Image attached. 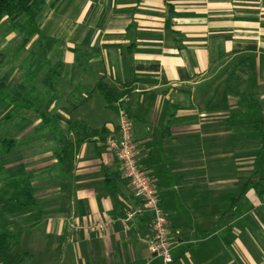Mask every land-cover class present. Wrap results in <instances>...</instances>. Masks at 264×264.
<instances>
[{
  "label": "crops",
  "instance_id": "0c3cea01",
  "mask_svg": "<svg viewBox=\"0 0 264 264\" xmlns=\"http://www.w3.org/2000/svg\"><path fill=\"white\" fill-rule=\"evenodd\" d=\"M33 2L36 26L28 31L29 43L45 41L33 35L51 17L63 21L53 31L62 30L67 43L55 70H48L45 89L53 92L47 111L68 133L74 162L68 177L54 167L52 123L40 142L10 137L17 144L0 158L3 175L28 173L42 210L37 225L21 233L20 244L33 231L47 263L62 250L63 264H160L149 250L151 216L106 143L117 130L118 122L108 117L113 111L117 119L116 109L105 105L101 119L96 113L94 90L103 79L116 91H130L125 107L137 162L166 216L172 264H264V194L259 187L243 191L264 172V0ZM77 49L85 65L78 64ZM71 121L108 133L75 146ZM32 141L38 160L24 153ZM104 168L120 176L111 181L117 188L104 182ZM128 210L137 214L123 224ZM6 213L0 195L3 223ZM106 216L113 226L94 230Z\"/></svg>",
  "mask_w": 264,
  "mask_h": 264
},
{
  "label": "trees",
  "instance_id": "16d2710c",
  "mask_svg": "<svg viewBox=\"0 0 264 264\" xmlns=\"http://www.w3.org/2000/svg\"><path fill=\"white\" fill-rule=\"evenodd\" d=\"M33 0H0V28L7 24L9 29L17 32L22 37L18 50L26 48L31 36L28 31L35 28L36 19L32 15ZM35 56V57H34ZM31 63L36 59V54L32 56ZM4 56L0 51V69L3 65ZM235 68L231 70V76L234 74ZM8 74L0 77V105H7L3 120L5 122H18L22 119L17 107L22 105L32 107L33 104L25 97L27 88L22 82H15V86L11 90V97L7 96L5 91L10 85ZM101 94L106 102V106L110 109L115 108L114 103L122 96L129 95V90L116 91L108 86L103 79L99 80L95 86V90ZM92 92L87 94L84 103H86ZM2 103V104H1ZM83 103V104H84ZM128 111V109H127ZM41 114V119L47 126L50 123L53 127L49 129V134L53 137L57 144L56 164L58 173L62 177L71 175L74 162V145L70 140L68 133H65L54 117L44 116ZM13 116V117H12ZM13 119V120H12ZM11 126V125H9ZM76 134L75 146H79L82 142L91 140L95 136L106 135V128L100 130H91L81 121H71L69 130ZM17 141L12 138H6L0 135V158L11 154L16 148ZM3 162L0 160V195L7 203V216L4 223L0 225V264H31L33 255L29 251H20V232H13L12 228L18 226L15 220L25 215L35 214L34 223H38L41 218L42 210L40 201L35 196V190L31 184V176L28 173L18 174L15 176L3 175L1 166ZM104 182L110 187L117 188V183H112L114 177L118 178L115 173L104 168ZM2 180V181H1ZM259 187L258 194H264V172L260 178H253L246 182L243 191L248 188ZM142 203V202H141ZM16 220V221H17Z\"/></svg>",
  "mask_w": 264,
  "mask_h": 264
},
{
  "label": "rangeland",
  "instance_id": "374dc122",
  "mask_svg": "<svg viewBox=\"0 0 264 264\" xmlns=\"http://www.w3.org/2000/svg\"><path fill=\"white\" fill-rule=\"evenodd\" d=\"M42 20L43 18L41 17L40 21ZM48 23H50V25ZM48 23L46 21L44 27H42L43 29H41V31L39 30L37 33L33 35L41 38V40L42 39L45 40L43 43L38 41H36L35 43L30 42L28 44L29 45L28 47L26 48L24 47L19 51L17 50L19 44L22 41V37H20L17 34V32L10 30L7 24H4L0 28V51L4 56L3 65L0 69V77L8 74V78L10 80L9 82L10 85H8L9 87L5 91V93L7 94V96L11 97L12 95L11 90L15 86V82L17 83L23 82L26 88L28 89L25 98L33 104L32 107H27L22 105L21 103V105L17 107L19 114L22 115L23 120L22 119L21 120L23 121L22 122L23 127L22 129L16 131L14 126L15 123L17 122H13V121L5 122L3 120L5 114V108L7 105H9L8 104L9 101L7 100V105H4L5 103L4 104L1 103L2 105H0V135H4V137L6 138L18 136L21 140H23L27 137H31V138H35L33 140H39L40 142V140H43L42 138L48 136V128L51 127V123L46 127L40 122L41 114L42 115L45 114L44 116H47L49 118L53 117L52 113L47 111V104L52 99L53 92L50 91L49 89L48 90L45 89V84L47 81L46 77H47V73L49 72L48 70H51V72L55 70L56 66H54V64L56 65L59 62V60H61V53L62 51L65 50L64 48L67 43L66 35L62 30L53 31L55 27L56 26L59 27V25L62 24L63 21L61 20L59 22L56 17H51ZM47 40L49 41V43ZM47 44L49 45L50 48H48ZM48 50L51 51L45 54L46 51ZM75 53H76L75 56L79 58L78 64L81 66L85 65L86 57L83 54L82 49H77ZM35 54H36V59L34 58L35 61L31 63V60L33 58L32 56ZM49 59L52 60L51 64L49 63ZM77 93L78 92H75V94ZM54 94L56 96L57 92L54 91ZM94 95L95 96L93 102L97 106L96 113L99 115L98 119H101L103 108L105 109L106 102L99 93H95ZM126 96L128 97V95H124L118 101L125 98ZM56 98L57 100H60L59 97L56 96ZM56 98H54V100ZM118 101L114 103L116 113H117L116 106ZM102 104H104V106H102ZM86 109L89 110V106L79 110V112H76L75 114H73V116L80 115ZM108 117H110L112 121L117 122V119H115V114L113 113V111L108 112ZM33 143L37 144V142L32 141L31 143L26 145V147L24 148V153L26 154L25 156L27 158L38 160L39 156L33 154L36 151L31 150V148L37 147ZM41 147H48V145H42ZM44 157H48V155H44ZM35 217H36L35 214L25 215L20 217L18 221L21 224L12 228L13 232L19 231L21 236L22 232L36 226L37 223H34ZM5 220H6V216H5ZM1 223H3V220H1L0 217V224ZM27 236L29 237L28 242H26L25 245L20 244V247L23 248V251H27L29 248H31V250L33 251L31 250L30 251L33 252L32 254L34 256H36V252L38 251L36 249V242H37V240L35 239L36 235L34 236V233L32 231L31 233H28ZM52 243H54V246L60 245V247H62V242L60 241H53ZM46 247H47V243L45 242L44 248L46 249ZM44 248H42L43 252H45ZM53 249L54 247L52 248V250ZM38 253L40 254V257L38 256L34 257L35 263L33 261L31 264H43L42 262L43 260L45 261L44 264H60L61 262L63 264L62 250H59L58 252L60 253V256L57 255V253H55V255H53L52 259L48 263H47L48 260L46 261V258L48 256L47 253H45L46 258L44 257L43 253L37 252V254Z\"/></svg>",
  "mask_w": 264,
  "mask_h": 264
},
{
  "label": "built area",
  "instance_id": "2783aa9c",
  "mask_svg": "<svg viewBox=\"0 0 264 264\" xmlns=\"http://www.w3.org/2000/svg\"><path fill=\"white\" fill-rule=\"evenodd\" d=\"M128 97L117 102V130L106 143L121 165L122 176L132 188L134 197L141 200L142 207L151 216L152 241L149 250L160 258V264H172L171 244L168 237L167 219L160 205L157 190L151 184L149 177L139 167L137 150L133 141V124L126 111ZM137 212L128 210L120 219L123 224L129 222ZM115 220L109 216L97 221L93 229L103 232L113 226Z\"/></svg>",
  "mask_w": 264,
  "mask_h": 264
}]
</instances>
